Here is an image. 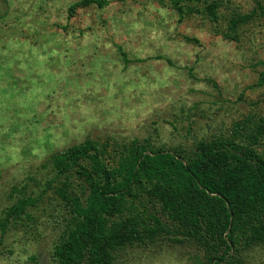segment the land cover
Here are the masks:
<instances>
[{
    "label": "rangeland",
    "instance_id": "rangeland-1",
    "mask_svg": "<svg viewBox=\"0 0 264 264\" xmlns=\"http://www.w3.org/2000/svg\"><path fill=\"white\" fill-rule=\"evenodd\" d=\"M80 1L31 0L32 4L41 3V7L35 20L29 23L35 24L41 17L44 18V23L31 37L24 33L23 38L32 39L34 46H40L42 39L43 43L47 44L61 32L64 33L65 38L69 34L79 33V36L76 47L72 49L76 55L72 57L67 81L56 82V90L51 95H46L44 101L32 108L34 114L31 119H21L17 112L25 110L13 108L10 119L17 122L10 125L13 132L20 131L17 125H24L25 130L35 126L47 130L57 123L62 127V122L57 121L54 115L45 117V113L50 111L53 104L59 105L61 99H68L77 94L76 84L83 87L86 82L95 81L99 73L86 69H93L101 57L104 58L102 71L105 75L99 81H95L100 84L113 78L114 72L107 70L110 61L122 66V74L130 75L136 83L140 82L141 77L154 83L155 77L152 73L162 76L165 68L175 71L177 75L170 79V86L162 87L155 93L141 92L136 96L133 104L137 106L146 102L144 97L147 95L153 107L157 104L160 107H154L153 114L142 123H138L135 129L125 128L123 120L106 125L103 129L93 125L90 129H85L86 135L74 136L59 147L50 143L52 137H47L41 145L39 138L28 132L19 141L22 159L18 163L12 164L10 156H0V160H3V163H0V222L6 217L4 213L6 209L16 200L15 194V200L9 199L14 188L26 185L31 194L40 196L47 181L55 176L51 171L50 157L72 145L91 139L100 143H111L114 148V144H129L137 139L142 142L149 140L162 149L175 150L179 147L191 149L196 141L227 135L236 122L251 119L256 123L264 119V85L258 86L260 76L264 73V17L239 29L238 41H229L223 36L228 31V18L239 12L250 13L255 8L257 0H202L197 4L200 9H204L206 2L209 4L214 1L222 2L218 24H212L200 15L187 17L180 22L177 13L169 5H162L155 0H107L109 4L103 9L97 5L80 8L73 17H70V7ZM261 1L264 4V0ZM5 2L7 5L3 4ZM48 4L54 7L56 4L66 7L67 25L52 22V10L46 7ZM65 7L56 9V20L65 14ZM150 7L166 10L167 18L161 17L159 13H150ZM9 8L10 0H0V13H2L0 20L8 15ZM136 23L144 24L145 30L130 34L129 28ZM148 29L163 33V37L160 40H153L152 33ZM10 31L6 25H0V41H5V33ZM44 33H49V38L44 39ZM100 34H103V42L90 43V51L81 60L80 49L83 48L84 36L93 37ZM185 37L198 39L199 44L188 42ZM104 43H113L115 51L105 48ZM220 43L224 48L229 49L224 56L220 55L223 51ZM120 48L128 55V65L124 63ZM138 49L155 54L147 55L142 59L137 55ZM158 56L170 59L172 65L165 60H157ZM65 59L68 57L66 56ZM2 62L3 58H0V63ZM45 67L57 75L63 71L58 58H52ZM133 69L136 71H132ZM11 75L13 84L20 89V96L33 89L34 85L31 84L28 74L19 67L15 68ZM222 76H227L228 79L221 82ZM31 79H37L42 87H52L51 84L45 85L44 80L36 75ZM201 83L206 85L207 91L196 89V85ZM88 91L92 93L95 89L91 88ZM107 91V88H102L95 96L84 94L82 101L76 100L72 106L75 107L81 102L91 106L94 114L98 115L103 123L110 116L111 111L115 110H106V106L102 107ZM124 107L131 105H121V110ZM167 127H171L173 131L167 133L165 131ZM63 137L68 139L67 133H64ZM9 143L8 135L0 136V146ZM36 148L41 149L43 158L33 155ZM74 183L80 188V181L75 180ZM29 213L31 220L26 219L19 225L12 226L5 236L4 244L0 246V264L52 263L54 245L65 227V209L50 192L37 209H30ZM21 256H27V261H22ZM244 260L245 264H264V247L249 249L244 253ZM204 261L203 253L195 244L174 245L164 240L149 247H131L118 254L116 263L200 264L205 263Z\"/></svg>",
    "mask_w": 264,
    "mask_h": 264
},
{
    "label": "trees",
    "instance_id": "trees-1",
    "mask_svg": "<svg viewBox=\"0 0 264 264\" xmlns=\"http://www.w3.org/2000/svg\"><path fill=\"white\" fill-rule=\"evenodd\" d=\"M155 1L169 5L180 22L195 15L220 22L222 2H206L200 9L202 0ZM108 4L81 0L69 15ZM260 17L264 4L257 0L250 13L228 18L224 38L238 41L239 29ZM119 50L128 65L127 53ZM157 60L172 65L166 57ZM263 85L264 73L258 83ZM50 164L55 176L40 196L26 185L14 188L9 199L15 200V194L16 200L0 222V246L9 229L31 220L29 210L52 192L66 216L51 264H117L119 253L164 240L195 244L204 256L200 264H245L246 251L264 247V119L236 122L227 135L196 141L191 149H162L137 139L112 148L88 139L54 153Z\"/></svg>",
    "mask_w": 264,
    "mask_h": 264
},
{
    "label": "clouds",
    "instance_id": "clouds-1",
    "mask_svg": "<svg viewBox=\"0 0 264 264\" xmlns=\"http://www.w3.org/2000/svg\"><path fill=\"white\" fill-rule=\"evenodd\" d=\"M41 3L32 4L31 0H10V8L8 10V15L4 19L0 20V25H6L10 32H6V40L0 41V58H3V62L0 63V136L8 135L10 138V143L0 146V156L11 157V163H18L22 157L20 155L21 146L19 141L22 137L31 132L34 137H38L40 144L45 142L47 137H52L50 143L56 145L57 147L63 146L65 143L74 136H84L86 135L85 129H90L93 125L99 126L103 129L106 125H112L117 121L123 120V126L125 128L131 127L135 129L138 123H142L143 120L150 117L154 112V107L158 108L160 105L151 104V99L146 95L144 97L145 103H141L138 106L133 104L136 96L141 92H151L155 93L162 87L170 86V79L176 77V72L165 68L163 75H158L153 72L152 76L155 77V82L152 83L147 78H140V82L136 83L135 80L129 75L124 76L123 67L117 66V62L110 61L108 66V72H114L111 81H105V83L100 84L95 81H99L104 77L105 73L102 71V64L104 63V58L101 57L97 61L93 69H86V71H92L94 73H99L96 76L95 81L86 82L83 87L79 84L75 85L77 94L69 97L68 99H61L59 105L53 104L50 111L45 113V117L55 116L57 121L62 122V127L60 123L50 126L45 130L41 126H35L25 130L24 125H17L20 131L13 132L10 125L16 124L15 120L10 119V113L13 108L17 110L23 109L24 112H17V115L21 119H31L32 108L41 101L45 100L46 95H51L53 91L56 90L57 81H67V76L69 75L68 69L72 64V57L76 55L72 49L77 45L76 35L69 34L66 38L64 33L61 32L55 39L50 40L49 43L44 44L43 39L40 41V46H34L33 40L28 38H23L24 33H27L31 37L34 33L39 31L40 25L44 23V18L33 24L29 23L34 21L39 14V8ZM47 8L52 10V22L67 25L66 17V7L60 4H56L55 7L52 4L46 5ZM65 7V14L61 15L59 20L55 18V11L57 8ZM31 8V12L29 9ZM139 11V9H137ZM150 13H159L161 17L167 18L168 13L164 9H158L155 7H150ZM2 14V13H0ZM145 30V25L142 23L132 24L129 28L130 34L140 33ZM152 33L153 40H160L163 37V33H157L155 30L148 29ZM16 33H21L17 35ZM49 33H44L43 38H49ZM103 42V34L99 36L89 37L84 36L83 48L80 49L82 55L80 59H84V56L90 51L89 45L98 44ZM107 49H113V43H104L103 45ZM221 49L223 51L220 53L221 56L226 55L229 49L224 48V45L220 43ZM113 51H115L113 49ZM178 51V50H177ZM137 55L142 59L146 58L147 55H154L153 52H147L143 49L136 50ZM68 59H65V57ZM52 58H58L61 61V67L63 71L57 75L50 72L45 65ZM191 58V54H189ZM110 60V58H109ZM19 62V64H17ZM183 64V61H181ZM19 67L25 73L28 74V78L33 89L23 96L19 95L20 89L13 84L12 71ZM132 71H136L133 69ZM219 73V69H217ZM33 75L44 80L45 85L51 84V88H46L40 86L37 79H31ZM228 79L227 76L221 77V82ZM9 85H12L9 87ZM94 88L95 91L89 93V89ZM102 88H107V96L104 98V105L106 110H112L110 116L102 123L98 115L94 114V109L91 106H86L83 102L72 106L73 102L76 100L83 99L84 94L97 95L101 92ZM196 89L198 91H207V87L204 84H197ZM136 94V95H134ZM67 95V93H65ZM171 98H169V103H171ZM45 103H47L45 101ZM121 105H131V107H124L121 110ZM191 107V105H189ZM74 126V127H73ZM167 133H171L173 129L167 127L165 129ZM67 133L68 139L63 137V134ZM35 156H42V151L40 148H36L33 152ZM46 155V153H44ZM3 163V160H0ZM22 261H27V256H21Z\"/></svg>",
    "mask_w": 264,
    "mask_h": 264
},
{
    "label": "flooded vegetation",
    "instance_id": "flooded-vegetation-1",
    "mask_svg": "<svg viewBox=\"0 0 264 264\" xmlns=\"http://www.w3.org/2000/svg\"><path fill=\"white\" fill-rule=\"evenodd\" d=\"M4 1H5V0H4ZM3 4L7 5V2H5V3H3Z\"/></svg>",
    "mask_w": 264,
    "mask_h": 264
}]
</instances>
